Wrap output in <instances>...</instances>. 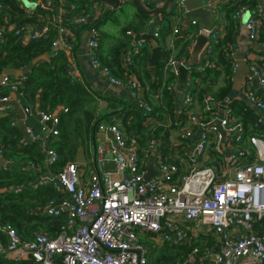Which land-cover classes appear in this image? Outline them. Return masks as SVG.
Listing matches in <instances>:
<instances>
[{
	"label": "built area",
	"instance_id": "1",
	"mask_svg": "<svg viewBox=\"0 0 264 264\" xmlns=\"http://www.w3.org/2000/svg\"><path fill=\"white\" fill-rule=\"evenodd\" d=\"M16 1L29 12L37 7L51 12L54 10L51 0H30L31 9L25 6L28 0ZM163 1L157 0V3ZM219 1L225 0L208 2L211 6L215 5L212 6L214 23L217 18L215 7ZM171 4L184 10L183 0H172ZM247 8L244 5L235 12L233 19L236 24H239V16ZM2 10L5 7L0 4V12ZM257 13V16L249 14L244 22L249 38L256 43L264 30V21L260 18L264 16V0L259 3ZM89 17L86 14L79 21L85 22ZM189 24L196 26L195 36L202 32L198 19H191ZM222 27L221 21L213 24L210 43L197 67L212 65L209 61L211 41L216 40ZM6 29L21 32V28L13 24ZM3 30L4 27L0 28V33ZM30 30H27V37L36 38L44 35L48 26L44 24L38 32L29 33ZM178 32L179 29L174 27L173 34ZM88 33L90 67L100 72L111 84L127 85L132 91L133 102L146 111L145 116L150 114L152 109L143 97V87L133 75H129L125 82L113 77L96 53L100 36L98 30L91 27ZM153 34L157 37V25ZM59 41V38L53 41V49L56 46L61 48ZM138 50L139 47L133 48L134 52ZM236 50L237 47L231 53L233 56ZM252 55L246 60L248 73L243 78L247 82L254 81L258 92L245 89L244 94L249 104L264 113V66L258 64L264 62V51L255 59H252ZM131 60L132 53L128 51L123 58L125 69ZM184 63V58L177 60L169 57L164 69L170 68L177 75L179 66ZM72 64L73 60L69 67ZM10 81L9 76H4L0 84L7 85ZM178 85L173 83L170 87L178 89ZM9 98L3 97L0 102ZM196 102L190 91H184L183 108L191 127H185L180 136H190L193 128L199 133L195 153L189 157L191 167L186 174L180 173L178 164L160 161L157 175L144 180L145 168L136 141L127 140L119 121L101 123L97 131L104 134L106 144L94 147L91 162L96 164L88 175L76 161L66 162L58 172L37 174L39 183L50 182L61 194L60 198L51 199L44 209L49 215L64 214L65 223L60 233L52 237L46 232H35L34 238L27 240L21 238L10 224L0 223V231L6 236V243L0 240V255L15 261L31 260L33 264H147L148 249L141 242L139 232L155 243L168 242L173 245H191L211 234L216 240L213 246L206 247L199 256V248L194 247L178 264H210L211 256H214V264H264V136L251 135L243 141L242 127L231 123L230 109L219 117V102L210 94L203 95L200 112L194 107ZM7 108L0 107V115ZM23 111L26 118L38 113L36 118L41 125L43 139L49 134L58 133L55 126L59 123V117L56 114L34 111L30 106L23 107ZM206 112L209 113L208 117L203 115ZM218 118L225 132L224 137L215 127L209 126ZM48 121L51 127H47ZM12 124L17 125L16 118ZM254 124L264 127V117L259 116ZM27 131L36 140L41 136L33 135L28 127ZM24 141L20 140L21 143ZM158 144L157 139H152L148 149ZM210 148L223 154V157L201 164L198 157L210 159ZM105 150L115 162L114 171H104L102 168L103 163L108 162L102 155ZM45 153L47 164L58 161L55 150L46 149ZM7 166L8 162L5 161L2 167ZM11 190L18 191L20 187Z\"/></svg>",
	"mask_w": 264,
	"mask_h": 264
},
{
	"label": "trees",
	"instance_id": "2",
	"mask_svg": "<svg viewBox=\"0 0 264 264\" xmlns=\"http://www.w3.org/2000/svg\"><path fill=\"white\" fill-rule=\"evenodd\" d=\"M51 2L53 11L59 7L58 3L64 2L68 12L62 24L68 27H71L69 23H77L79 18L86 14H90V17L83 23L84 27H88L87 29L95 27L98 30V27L105 23L106 19L113 22L118 21V16L107 12V10L97 19L91 20L93 12L91 6L95 3L93 0H51ZM257 2L259 0L217 2L215 21H221L223 27L216 40L211 41L209 61L212 65L204 68L201 66L189 68L188 81L186 80V84L182 87L183 91H190L200 108L204 94H210L220 102L232 93L235 58L231 53L237 47L233 15L241 6L248 4L252 7ZM0 4L5 7V10L0 12V28L4 27L0 33V74L4 68L23 69L36 56L47 55L46 59L38 61L33 66L31 72L22 76H9L11 83L0 84V99L9 97L12 92H15L23 107L37 101L38 111L56 114L59 117V123L55 126L58 130L56 135L49 134L44 137L43 144H39L36 139L21 144L22 132L17 125L12 124L13 119L17 116L16 112L12 107H8L0 115V156L8 162V168L0 167V223L10 224L21 238L27 240L33 239L35 232H46L53 237L60 233V228L65 223V216L64 214L49 215L44 212V209L51 199L60 198L61 194L52 187L50 182L39 183L37 174L43 175L41 173H47V171L62 170L66 162L76 160L77 152L82 150L80 145L84 151H89V139L94 136L103 119H108L109 122L118 119L127 140L136 141L139 155L143 158L149 157L148 144L150 140H158L161 137L162 129L154 130L152 127L146 126V120L151 115H160L161 102L165 101L168 106V115L172 121H175L170 109L174 107L173 96L177 94V88L170 86L173 83L179 84V79L178 74L176 75L172 69L169 68L165 71L166 61L169 57L186 60L190 44L196 34V26L189 25L190 27L184 30V33L177 27L179 29L177 37L173 39L169 36L173 33L172 21L183 17L182 10L174 4H170L165 10L159 12L161 18L157 20V37L154 36V31H151L149 32L151 38L141 41L136 46L139 47L138 52H134L133 48L130 49L132 60L128 68L125 69L124 61L120 58L122 48L130 43L132 32L147 31V26L151 21L150 15L138 10L132 19L121 27L119 39L110 52L111 59L106 61L100 55L98 57L100 62L110 69L111 75L122 82H125L129 75L135 77L143 87L142 94L147 105L152 109L151 113L145 116L146 111L143 108L132 101L123 99L122 102L112 100L113 103H121L120 110L114 114L105 112L102 116H97L96 106L92 105L95 98L89 86L68 75L67 71L72 57L63 48L53 50L52 44L58 37L59 24L51 20V11L37 7L34 11L29 12L16 0H0ZM44 23L48 26L44 35L36 38L27 37L29 28ZM11 24L16 28H21V32L16 33L15 29L8 31L6 28ZM151 40H156L160 49L164 51V55L157 61L154 79L151 77L149 65ZM257 42L264 48V30L260 32ZM255 51L258 54L262 53L259 48ZM258 64L264 66V62H258ZM230 111L231 123H235L236 117L240 119L243 141L251 135L264 136V127L254 124L259 117L254 109L245 106L241 100L232 99ZM203 115L208 117L209 113L206 112ZM32 119H35L37 123V118L28 116L25 121L26 126H31L30 130L33 135H41V125L39 123L32 124ZM46 149L55 150L59 156L58 161L51 165L47 164ZM209 155L210 161L211 159L216 161L223 157V154H218L212 148L209 149ZM92 164L96 163L92 162ZM24 165L28 167H23ZM17 186L20 187V190H11ZM205 238V240L199 239L192 242L191 245H173L168 242L158 244L150 238L141 239V242L148 249L147 264H178L194 247L199 248V256L203 254L206 247L216 243L211 234ZM0 240L6 243V236L1 231ZM0 264L33 263L31 260L15 261L0 255Z\"/></svg>",
	"mask_w": 264,
	"mask_h": 264
},
{
	"label": "crops",
	"instance_id": "3",
	"mask_svg": "<svg viewBox=\"0 0 264 264\" xmlns=\"http://www.w3.org/2000/svg\"><path fill=\"white\" fill-rule=\"evenodd\" d=\"M211 1L212 0H204L205 3H208ZM121 2H124L123 6H121L115 12H111L115 16L118 15V21L113 22L112 20H110L111 25L107 27L108 30L103 32V33L99 32L100 33L99 48H98L96 53H97V55H100L106 61H109L111 59V55H110L111 53L110 52L115 47V45L119 39V33H120L121 27L125 26L132 19L133 15L138 11L137 8L135 7V5L130 0H121ZM141 2L147 8H154V7H156L162 3V2L157 3V0H141ZM260 2H261V0H259V2H257L256 5H254L252 7L248 4H246L248 6V8L245 10V12L243 11L241 13V15L239 16V24L238 23L236 24L234 22L236 25V27H235L236 44H237V36H238L242 26H245L244 22H245L246 18L248 17V15L253 14V15L257 16L258 5ZM25 3H26L25 6L27 8H29V9L32 8V2L30 0H28ZM96 3L97 2H95V4H93L91 6V10L94 6H97L96 9L93 8V12H92L91 18H90L91 20L93 18L97 19L103 12H105L108 9V7H105V6H103L102 9H99L98 3L97 4ZM58 4H59L60 8L57 7L56 11L51 12V20L54 23L59 24V26H58L59 27V34H58L57 39L59 38V40H60L59 41L60 47L61 48L64 47L66 52L68 53V55L71 56L72 60H73L72 67H68V71H67L68 75L72 79L82 81V82L86 83L87 86H89V88H90V90H91V92L95 98V101L92 103V105L96 106L97 116H102V114L105 112H107V113L110 112L111 114H114L113 112L120 110L121 103L116 104V103H113L112 100H118V101L122 102L123 99H126V100H129L130 102L131 101L133 102L131 89L127 85L121 86V85L111 84L109 82V80L106 77H104L97 70H94V69L90 70V71L87 70V68L90 67V62H89V56H90L89 51L90 50L88 48V43H87L88 36H89L88 29H87L88 27H84V25H83L84 22H80V21H78L77 23H69L71 27H68V26H65L64 24H62V21L65 20L67 17L68 8H66L64 6L65 5L64 2H61ZM159 12H157L154 17L151 16V21L147 26V31H144L142 33H135V34H140L141 36L147 35V37L144 39V41L147 40L149 37H151L149 35V32L155 30V26L157 25V20L159 18H161ZM182 12H183V17L180 19H177L176 21H172L171 26L173 25V28L175 26L179 27L181 29V31H183L182 33H184V30H186L187 28L190 27L189 22L191 19L187 18L185 16V10H182ZM260 18L262 21H264V16H261ZM107 20H109V19H106L105 21L107 22ZM46 23H44V24H46ZM44 24L36 25V26L32 27L29 33L40 31L41 26H44ZM213 24H215V23H213ZM62 33H64L66 36L70 37V43H71L70 47L68 45L64 44V42L62 41V37H61ZM133 34H134V32L131 33V35H132L131 41L134 38ZM169 36H171L173 39L177 37V35L173 34V33H171ZM138 41L139 40L136 41V44L132 48L136 47L140 43V41L139 42ZM157 44H158V42H157ZM258 45H259V49H261L263 51L264 48H262L260 46V44H258ZM129 50L130 49H128L126 51V53ZM251 54H254V55H252V59H255V56L258 55L257 52H250L249 55H251ZM20 76H22V75H20ZM111 85L117 86L119 88V90L118 89L117 90L111 89L110 88ZM245 89H252L253 91L258 92V87L254 81L247 82L243 78L241 81L240 90L238 92L232 91V93H230L228 103L225 106L223 112H226L227 110L230 109V102L232 99H234V100L243 101L245 106L254 109L255 112L259 116L264 117V113L260 112L259 110H257L256 108H254L251 104H249L247 102L245 94H244ZM183 90H184L183 88L180 90L177 89V94H175L173 96L174 97V103H175L174 107L172 109L169 108L173 112V115H174L173 119H175V121L174 120L172 121V118L170 117V115H168V112H169V111H167L168 106L165 103V101H163V102H161L162 111L160 112V115L159 114L151 115L149 117V119L146 120V122H145L146 126H150L154 130L156 128H160V130L162 129L160 132L161 137L158 139L159 144L155 148H152L150 150L149 157L143 158L140 156L141 161H142V166L145 168V171L147 169L148 163L151 162L154 166V169L157 172L158 165H159L160 161L178 164L180 166V173H184V174H186L191 167L189 157L195 153V146L198 142L199 133H198V130L193 128L190 136L185 137V138L180 136V133L184 130L185 127H191L189 125V122H188L187 113L185 112V110L183 108V93H184ZM16 96H17V94H16ZM151 97H152V94H151ZM154 99L156 100L155 97H154ZM17 100L19 101L18 97H17ZM19 103L21 104L20 101H19ZM37 105H38L37 101L28 104V106H30L34 111L37 110ZM8 107H10V106H8ZM22 107H23V105H22ZM112 107H117V108L114 109ZM194 107L198 112H200V107L197 104V102H196V105ZM13 110L16 112V110L14 108H13ZM217 112L219 113V109H217ZM16 115H17V113H16ZM168 116L170 117V119ZM31 117H33V118L37 117L38 118V113H36L35 116H31ZM16 120H18L17 116H16ZM31 121H32V124H34V125L39 123V121H37V123H36L35 119H32ZM113 121H119V120L113 119ZM108 122H109L108 119L107 120L103 119V121L101 123H108ZM235 124L237 125V127H239V126L242 127L239 117L235 118ZM30 127L28 126V128H30ZM33 140H35V139L33 138ZM38 141H39V144H43L44 139H43L42 135L38 138ZM23 143H25V141ZM23 143H21V144H23ZM99 144H106V139H105V136L102 132L96 131L94 136L91 137V139H89V143H88L89 151H84L82 145H80V148L83 150V151L79 150L83 154V157L81 156V159H84L85 162L84 163H78L76 160L75 161L80 165L81 169L82 168L84 169V164L87 163L89 161V159L91 160L94 147L96 145H99ZM102 155H103L105 160H108V161L111 160V155L106 150L104 151V153ZM198 159H199V162L201 164L207 163L210 160V159H206L205 156H199Z\"/></svg>",
	"mask_w": 264,
	"mask_h": 264
},
{
	"label": "water",
	"instance_id": "4",
	"mask_svg": "<svg viewBox=\"0 0 264 264\" xmlns=\"http://www.w3.org/2000/svg\"><path fill=\"white\" fill-rule=\"evenodd\" d=\"M99 4V9H102L103 6L108 7L107 12H115L118 10L121 6H123L124 2H121V0H93ZM137 10L147 13L150 16H155L157 12L165 10L169 4L172 3V0H164L160 5L154 7V8H147L145 5L141 2V0H130ZM184 10H185V16L190 19H198L201 22L202 25V32L197 34L194 38L193 43L190 46L189 54L185 60L184 65L179 66L178 68V79H179V88L178 90L182 89V87L186 84L187 80V72L188 69L193 66H198L201 64L202 54L204 50L207 48V46L210 43V29L213 26L214 23V17H213V9L212 6L209 3H205L204 0H183ZM62 41L64 44L68 45L70 47V37L66 36L64 33L61 34ZM133 40L128 43L124 48H122L120 57L123 59L126 51L128 49H131L135 44L136 41L139 40L140 42L143 41L147 35L141 36L140 34H133ZM149 37L148 39H150ZM138 41V42H139ZM151 55L149 59V65H150V73L152 79L155 77V71H156V64L158 59L164 55V51L160 49V47L157 44L156 40H151ZM58 46H56L53 50H56ZM259 48V45L249 38L248 31L245 26H242L238 36H237V50L235 52L234 58H235V70L232 78V90L234 92H238L241 87V81L246 73H248V64L246 60L249 57L250 52H256ZM47 55H39L32 59V61L23 69H15V68H4L2 70V73L0 74V80L4 76H20L25 75L29 72H31L33 66L40 60L46 59ZM88 71L93 70L91 67L87 68ZM113 90H119L117 86L111 85L110 87ZM230 95L225 97L222 101H220L217 105L219 109V117L223 116L224 108L228 103ZM4 106H10L16 110L17 113V126L22 132L23 138L25 142H32L33 137L28 133L27 127H26V116L23 111L22 105L17 100V96L15 92H12L10 94V98L7 101L0 102V107ZM116 112V111H115ZM113 112V113H115ZM47 126L51 127V122H47ZM211 127H215L221 135L224 137L225 132L223 131L222 127L220 126V119H216L213 122L210 123ZM81 156L83 157V154L81 151L77 153L76 161L78 163H84L85 160L81 159ZM5 165V159L0 156V167ZM104 171H114L115 170V162L113 160H110L108 162H104L102 166ZM157 172L154 169L153 164L150 162L147 165V169L144 173V180H149L151 177L156 176ZM210 264H214V256H211Z\"/></svg>",
	"mask_w": 264,
	"mask_h": 264
},
{
	"label": "rangeland",
	"instance_id": "5",
	"mask_svg": "<svg viewBox=\"0 0 264 264\" xmlns=\"http://www.w3.org/2000/svg\"><path fill=\"white\" fill-rule=\"evenodd\" d=\"M117 16H118V15H117ZM110 25H111L110 20H107L106 23H103L101 26L98 27V31H99L100 33H103V32H105V31L108 30L107 27L110 26ZM92 168H93V164H92L91 160L89 159V161H88L87 163L84 164V171H85L86 175L89 174V171H90ZM138 235H139V237H140L141 239H149L148 236H147V237H146V236L143 237L142 233H140V232L138 233Z\"/></svg>",
	"mask_w": 264,
	"mask_h": 264
},
{
	"label": "clouds",
	"instance_id": "6",
	"mask_svg": "<svg viewBox=\"0 0 264 264\" xmlns=\"http://www.w3.org/2000/svg\"><path fill=\"white\" fill-rule=\"evenodd\" d=\"M170 5V4H169Z\"/></svg>",
	"mask_w": 264,
	"mask_h": 264
}]
</instances>
